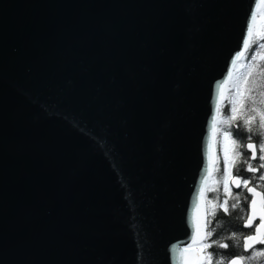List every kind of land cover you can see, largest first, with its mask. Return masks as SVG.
I'll return each instance as SVG.
<instances>
[{
    "label": "water",
    "instance_id": "water-1",
    "mask_svg": "<svg viewBox=\"0 0 264 264\" xmlns=\"http://www.w3.org/2000/svg\"><path fill=\"white\" fill-rule=\"evenodd\" d=\"M256 2L0 0V264H190Z\"/></svg>",
    "mask_w": 264,
    "mask_h": 264
},
{
    "label": "snow or ice",
    "instance_id": "snow-or-ice-1",
    "mask_svg": "<svg viewBox=\"0 0 264 264\" xmlns=\"http://www.w3.org/2000/svg\"><path fill=\"white\" fill-rule=\"evenodd\" d=\"M245 33V37L242 38L245 52L250 50L253 44L257 45L259 51H256L251 57L250 63H246L243 66L245 71L239 76L235 75L236 64L241 60L244 53L242 52L238 54L235 60L232 62L233 71L227 73L228 78L220 82L222 87L223 85L230 83V95L228 103L230 104L231 115L226 116V118L223 120V123L230 126L234 122L240 120L242 121L243 125L246 126L249 133L258 131V134L261 136L262 140H264V110H257L255 107L251 108V112L255 113V115L248 114L245 110L246 101L249 99L247 93L251 91L250 88L245 87V85L248 83V77L252 75L254 69L260 67L257 61H264V3L259 2V0H257L255 4V10L250 11L249 17L246 20ZM258 75L264 77V68H261ZM262 95H264V93H262ZM261 103H264V100H262ZM253 104H255V101H253ZM217 111L219 114V108ZM257 117L259 118L258 128L254 129L253 124L256 122ZM237 126L239 127V125ZM238 138L240 137L238 136ZM229 141H231L233 146L234 156H240L243 160V154L239 150L246 147V149L251 153V160L257 159L258 151L260 153L258 159L262 162H264V142L259 143L258 148L257 144H253L251 142H249L247 145L238 144L236 139H232V134L230 132H225L223 168L220 169L217 167L216 169V171L219 173V175L216 176L217 186L222 184L225 194L235 200V203L232 204V209L240 206L241 196L240 194H233L230 192L229 181H231V183L235 185L236 188H243L251 197L250 200H248L247 196L243 197L245 200H247V207L242 209V211L245 212L248 211V207L251 209L244 222L245 228L253 229L252 233L245 234L243 237V248L245 251H248L256 244L264 245V187H261L259 184L252 186L247 178L241 180L239 179L238 175H233V170L236 164L233 162L230 165L229 162ZM259 169H264V163L259 165ZM259 169L252 167L250 163L247 165V171L249 172H257ZM207 179L208 175L206 174L205 180ZM259 179L264 181V176H260ZM208 191L211 192L214 191V189L209 188ZM204 195V189L202 188L200 192L201 198H203ZM257 197H259V200H257ZM208 203H213L212 198H208ZM227 203L228 201L225 200L224 206H226ZM224 210L227 212V207H224ZM207 215L208 213H205V217H207ZM211 215L214 217L215 213H211ZM257 219H259V224H256ZM210 224L211 221L206 218L204 221L203 235H201L200 227L196 225L195 220H193V228L190 230L189 234L190 242H178L175 246L178 258H183L185 254L190 252H196L197 255L190 258V264H243V257L231 259L230 261H226L223 258L215 260L213 259V254L208 252L207 249L216 246L228 248L229 245L226 243H217L216 241H212L210 239L214 235V228H209ZM232 238L236 240L240 239L239 237ZM256 257H264V252H256Z\"/></svg>",
    "mask_w": 264,
    "mask_h": 264
},
{
    "label": "flooded vegetation",
    "instance_id": "flooded-vegetation-1",
    "mask_svg": "<svg viewBox=\"0 0 264 264\" xmlns=\"http://www.w3.org/2000/svg\"><path fill=\"white\" fill-rule=\"evenodd\" d=\"M255 44L250 50L246 52L240 63L237 64L235 69V75L239 76L242 75L245 71V68L243 67L246 63L251 62V57L255 54L256 51H259V49L256 47ZM258 63L260 67L254 69L252 75L248 77V83L245 85V87L250 88L251 91L247 93L249 96V99L246 101V112L251 115H255V113L251 112V108L255 107L257 110H264V103H261L262 100H264V77H261L258 75L261 68H264V61H259ZM259 70V71H258ZM229 89H230V83L227 84L225 90L223 99L220 102L218 108H219V114L217 111V119L215 122V152H216V162L215 166L213 168V173L210 179L208 180L206 192L204 196V204H205V211L208 213L207 219L211 222H214L216 219V216L220 212V210H224V207H227L232 202L235 203V200L232 199L230 196L226 195L223 189V185L220 184L217 186L216 184V176L215 171L217 167L220 169L223 168V161H224V133L230 132L232 134V139H236L238 144L247 145L249 142L253 144H257V148L259 147V143L264 142L262 140L261 136L258 134V131H254L252 133H249L247 131L246 126L243 125L242 121L238 120L234 122L233 124L225 125L223 123V120L226 118V116L231 115L230 111V104L228 103L229 99ZM253 101H255V104H253ZM259 123V118L257 117L256 122L253 124V128L257 129ZM239 125V127L237 126ZM238 136L240 138H238ZM228 156H229V162L230 165L235 162L236 166L233 170V175H238L239 179L243 180L247 178L250 181V184L252 186H255L257 184L261 185V187H264V181H261L259 179L260 176H264V169H259V165L261 163H264L262 161H259L258 156L260 153L257 151V159L251 160L250 156L251 153L245 148H241L239 151L243 154V160L240 156H234L233 153V146L231 144V141L228 142ZM251 164L252 167L258 168L259 171L257 172H249L247 171V165ZM219 175V174H218ZM229 187L230 192L233 194H243L248 197V200L251 199L250 195L246 193V191L243 188H236L233 186L231 181H229ZM212 188L214 191L209 192L208 189ZM208 198H212L213 203H208ZM227 200L228 203L226 206H224V201ZM245 207H247V202L244 204ZM249 212H246V216ZM211 213H215V216L213 217ZM246 218V217H245ZM245 222V219H244ZM243 222V226H244ZM256 224H259V221L256 222ZM245 228V227H244ZM247 230H250L253 232L252 228H245Z\"/></svg>",
    "mask_w": 264,
    "mask_h": 264
},
{
    "label": "trees",
    "instance_id": "trees-1",
    "mask_svg": "<svg viewBox=\"0 0 264 264\" xmlns=\"http://www.w3.org/2000/svg\"><path fill=\"white\" fill-rule=\"evenodd\" d=\"M255 44L252 45V47ZM219 173L215 171V175ZM241 201L240 206L232 209V204L227 206L228 211L220 210L214 222H211L209 228H214V235L210 238L212 241L217 243H226L229 245L228 248L212 247L207 249L208 252L213 254V259L223 258L226 261H230L235 257H243L244 264H251L256 257V252H264V245H258L252 252H243V237L245 234L252 233L243 226L246 212L242 211L245 208V195L240 194ZM232 237H239V240L233 239ZM219 254V255H217Z\"/></svg>",
    "mask_w": 264,
    "mask_h": 264
},
{
    "label": "rangeland",
    "instance_id": "rangeland-1",
    "mask_svg": "<svg viewBox=\"0 0 264 264\" xmlns=\"http://www.w3.org/2000/svg\"><path fill=\"white\" fill-rule=\"evenodd\" d=\"M257 47V46H256ZM258 48V47H257ZM260 63L259 61H257ZM251 264H264V257H257L253 259V262Z\"/></svg>",
    "mask_w": 264,
    "mask_h": 264
},
{
    "label": "bare ground",
    "instance_id": "bare-ground-1",
    "mask_svg": "<svg viewBox=\"0 0 264 264\" xmlns=\"http://www.w3.org/2000/svg\"><path fill=\"white\" fill-rule=\"evenodd\" d=\"M246 52H247V51H246ZM246 52L244 53V55L246 54ZM244 55L242 56V58L244 57ZM242 58H241V60H242ZM241 60H240V61H241ZM240 61H239L238 63H240ZM238 63H237V64H238ZM237 64H236V66H237ZM232 71H233V69H232ZM232 71H231V72H232ZM258 71H259V70H258ZM253 72H254V71H253Z\"/></svg>",
    "mask_w": 264,
    "mask_h": 264
}]
</instances>
